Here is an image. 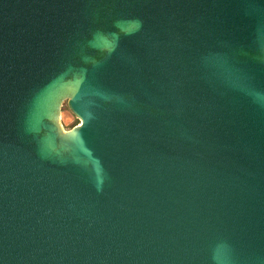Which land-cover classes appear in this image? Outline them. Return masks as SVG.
<instances>
[{"label": "water", "instance_id": "water-1", "mask_svg": "<svg viewBox=\"0 0 264 264\" xmlns=\"http://www.w3.org/2000/svg\"><path fill=\"white\" fill-rule=\"evenodd\" d=\"M0 264H264V0H0Z\"/></svg>", "mask_w": 264, "mask_h": 264}, {"label": "rangeland", "instance_id": "rangeland-1", "mask_svg": "<svg viewBox=\"0 0 264 264\" xmlns=\"http://www.w3.org/2000/svg\"><path fill=\"white\" fill-rule=\"evenodd\" d=\"M61 123L63 128L68 132L74 130L82 123L81 118L72 111L68 100H65L62 104Z\"/></svg>", "mask_w": 264, "mask_h": 264}, {"label": "bare ground", "instance_id": "bare-ground-1", "mask_svg": "<svg viewBox=\"0 0 264 264\" xmlns=\"http://www.w3.org/2000/svg\"><path fill=\"white\" fill-rule=\"evenodd\" d=\"M57 123H58V127H59V130H60V133L63 134V135H68V134L72 133V132L76 129V128H75L74 130L68 132V131H66V130L63 128L62 123H61V113H60V116H58Z\"/></svg>", "mask_w": 264, "mask_h": 264}]
</instances>
